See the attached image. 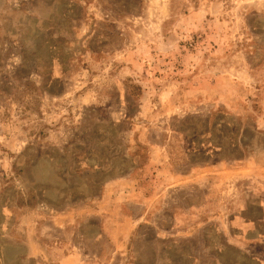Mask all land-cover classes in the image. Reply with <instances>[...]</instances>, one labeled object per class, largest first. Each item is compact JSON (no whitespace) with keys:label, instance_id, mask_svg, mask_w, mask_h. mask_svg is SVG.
<instances>
[{"label":"rangeland","instance_id":"374dc122","mask_svg":"<svg viewBox=\"0 0 264 264\" xmlns=\"http://www.w3.org/2000/svg\"><path fill=\"white\" fill-rule=\"evenodd\" d=\"M263 204L264 0H0V264H264Z\"/></svg>","mask_w":264,"mask_h":264},{"label":"crops","instance_id":"0c3cea01","mask_svg":"<svg viewBox=\"0 0 264 264\" xmlns=\"http://www.w3.org/2000/svg\"><path fill=\"white\" fill-rule=\"evenodd\" d=\"M262 206H264V204L262 205ZM133 219L134 218H136V217H132ZM235 225V227L236 228H239V229H241L242 231L243 230H248V232H247V234L248 235H252L253 234V232H254V227H253V225H252V223H248V224H246L245 222H243L242 220H238L236 223H234L233 224V226ZM248 225V226H247Z\"/></svg>","mask_w":264,"mask_h":264}]
</instances>
